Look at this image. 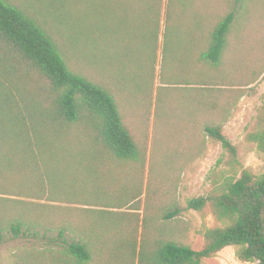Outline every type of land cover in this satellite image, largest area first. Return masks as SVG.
<instances>
[{"label":"trees","instance_id":"1","mask_svg":"<svg viewBox=\"0 0 264 264\" xmlns=\"http://www.w3.org/2000/svg\"><path fill=\"white\" fill-rule=\"evenodd\" d=\"M13 1L0 0V239L41 236L50 247L15 250L10 264H205L226 248L239 263L264 264V173L244 168L224 135L244 89L264 70L262 29L240 42L247 61L252 45H262L254 55L259 68L223 60L233 59L225 49L237 38L229 28L248 24V0H240L242 14L212 12L202 32L191 31V7L201 0H168L164 19L163 0L155 10L147 4L135 83L126 77L129 58L122 69L95 66L86 30L90 0H57V36ZM178 48H194L186 84L194 91L180 124L154 116L149 149L151 100L162 80L158 52ZM245 141L264 158V106ZM208 142L224 157L206 194L187 201L188 210L214 222L202 228L203 244L194 250L186 231L176 229V180Z\"/></svg>","mask_w":264,"mask_h":264},{"label":"rangeland","instance_id":"2","mask_svg":"<svg viewBox=\"0 0 264 264\" xmlns=\"http://www.w3.org/2000/svg\"><path fill=\"white\" fill-rule=\"evenodd\" d=\"M215 1L217 0H201L198 8L196 6L193 7L194 9L191 7V16L193 17L191 31L193 28L195 31L199 26L200 32H202L206 26L208 16L212 12H219L225 8L227 12L225 11L224 15L234 11L235 15L244 12L240 0ZM13 2L50 34L57 36L61 31V2L58 3L57 0H16ZM167 2L168 0L162 1V19L165 16ZM243 3L248 4L250 14L248 24L243 26L239 24L234 27L232 25L229 28V32L231 31L237 38H235L236 43L234 39H230L227 44L231 46L224 48L226 54L228 53L227 49H232L233 59L227 61V58H224L223 60L227 65L235 67L250 64L252 69L259 68L260 62L254 55L255 51L258 52V47L263 50L262 45H252V58L247 61L240 50L245 46L240 42H242L241 38L245 34L250 33L248 37L252 40L260 34L261 29L264 30V0H248ZM147 4L152 10L158 7L155 0L148 3L146 0L89 1L86 30L88 46L96 47L94 48L95 66H98V68L102 66L122 69L125 59L129 58L132 64H130V67L128 66L126 77L132 83L137 82L139 76L137 66L139 62H142V50L146 43L144 7ZM153 20L150 21V24H153ZM246 25H248V29ZM158 55L162 80L151 100L150 123L147 132L148 148L152 140L154 116L156 117V114H159L162 119L167 115V119L173 121L172 124H180L184 117L182 112L188 108L186 96L194 91L186 86L187 77L192 76L196 67L194 48H178L176 53L172 54L168 51L163 53L162 56L159 51ZM4 71V66L0 65L1 81L3 80ZM167 74L170 75L169 81L163 79ZM13 93L15 97H18L16 91H13ZM262 106H264V70L252 85L244 89V97L239 103V110L224 129V135L237 147L243 167L254 175L264 173V158L257 154L255 145L245 141V136L254 125ZM175 108L177 109L175 112L179 113L177 116L172 113ZM183 139L182 136L181 141ZM223 157L224 154L220 147L208 142L205 154L186 168L176 180L175 197L180 210V215L176 219V229L186 231V243L194 250H199L203 244L202 228L204 226L212 227L214 222L207 213L203 217L192 210H188L187 201L206 194L209 190L208 178L215 169L217 161ZM87 208L95 210L97 207ZM31 247L38 249L50 247V242L41 236L32 235L17 240L12 239L10 236L0 239V264H10V256L15 250ZM205 264L240 263L235 258L234 249L226 248L215 258L206 261Z\"/></svg>","mask_w":264,"mask_h":264},{"label":"crops","instance_id":"3","mask_svg":"<svg viewBox=\"0 0 264 264\" xmlns=\"http://www.w3.org/2000/svg\"><path fill=\"white\" fill-rule=\"evenodd\" d=\"M240 264H242V263H240Z\"/></svg>","mask_w":264,"mask_h":264}]
</instances>
